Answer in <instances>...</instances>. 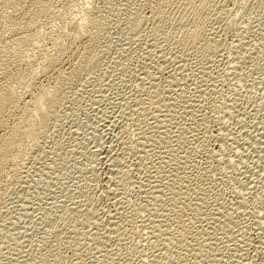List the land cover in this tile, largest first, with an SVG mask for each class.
<instances>
[{
	"label": "rangeland",
	"instance_id": "rangeland-1",
	"mask_svg": "<svg viewBox=\"0 0 264 264\" xmlns=\"http://www.w3.org/2000/svg\"><path fill=\"white\" fill-rule=\"evenodd\" d=\"M82 2L55 11L99 18L93 58L76 42L30 87L69 69L0 202V264H264V0Z\"/></svg>",
	"mask_w": 264,
	"mask_h": 264
},
{
	"label": "bare ground",
	"instance_id": "bare-ground-1",
	"mask_svg": "<svg viewBox=\"0 0 264 264\" xmlns=\"http://www.w3.org/2000/svg\"><path fill=\"white\" fill-rule=\"evenodd\" d=\"M82 1L87 2V0H0V9L2 10H0V40L3 41V44H0V187L3 186L0 188V202L6 195L4 192L8 191V183H14L19 171H22L23 168L21 167L26 161V155L28 159L30 158L27 152H35V150L30 149L36 146V144L33 146L34 143L38 145L39 141H36L38 138L49 132L47 130H50V125L59 116L60 107L65 104L63 101L66 98L64 97L66 91L63 93L62 90L64 89L60 90L62 86H59L58 82L71 77L67 76L69 69L63 71L56 68L58 74L54 85L47 87L40 85L41 88L36 89V92H31L30 87L37 81L35 79H37L38 73L41 72L44 75V72L54 70L62 56L69 54L71 47L81 40L87 41L90 49L88 48L89 50L84 55L81 53L82 56L77 55V65L74 62L75 65L78 68H83L87 59L93 58L94 44L99 33V18L90 12H86L79 14L76 20L69 17L73 21L70 22V29H67L66 26L59 28L62 23L59 26V16L55 11L59 3H61L60 5L64 4L67 13V9L70 10L72 6H77V4L80 6ZM87 3L89 7L90 3ZM52 21L58 22L56 23L59 28L56 29L58 30L57 35L53 36L52 34L51 36V33L48 32L43 40L42 36L41 39L39 38L42 42L36 40L39 37H37L39 30L45 25L51 24ZM3 22L7 24L5 28L2 27ZM64 24L66 23L64 22ZM52 27L50 26L51 30L54 28ZM50 28H48L49 31H51ZM44 41L46 44L50 42L51 46V50L47 51L46 48L47 52L45 51V53L40 47ZM45 47L50 48L48 45L42 48ZM36 50L40 54L42 53L41 58L39 57L41 63L38 64L39 61H37V65L34 64ZM71 68L73 67L71 66ZM70 75L73 76L72 73ZM4 181L7 183L1 185Z\"/></svg>",
	"mask_w": 264,
	"mask_h": 264
}]
</instances>
